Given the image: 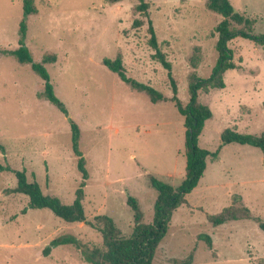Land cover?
Here are the masks:
<instances>
[{"label": "rangeland", "instance_id": "rangeland-1", "mask_svg": "<svg viewBox=\"0 0 264 264\" xmlns=\"http://www.w3.org/2000/svg\"><path fill=\"white\" fill-rule=\"evenodd\" d=\"M36 0L38 12L27 16L26 45L45 63L64 113L44 95V80L30 63L11 52L19 46L23 0H0V264H93L82 249L101 246V232L85 222H70L49 207H30L15 169L66 203L83 180L72 143L70 117L81 129L79 145L88 170L83 204L88 218L105 213L126 234L134 226L135 196L143 219L151 222L157 189L153 174L179 185L186 170V128L174 101H152L109 68L104 57L122 55L127 75L173 94L168 70L154 57L149 19L160 48L172 62L178 96L190 100V76L209 77L218 59L217 23L223 16L207 0ZM255 19L254 32L264 33V0H232ZM143 24L134 26L135 19ZM240 26L238 24H234ZM229 45L238 67L226 71V86L201 91L213 116L206 120L200 145L211 150L222 143L227 126L264 131V45L237 35ZM199 47V48H198ZM192 60L198 65L193 66ZM220 158V159H219ZM198 185L172 215L154 264H176L193 252L191 264H264V229L254 218L218 225L207 213L232 203L247 205L264 219V151L254 145L222 144ZM7 166H9L7 168ZM210 234L213 247L203 238ZM75 242L46 247L55 237ZM202 236V237H200ZM80 244L81 247L77 245Z\"/></svg>", "mask_w": 264, "mask_h": 264}, {"label": "trees", "instance_id": "trees-1", "mask_svg": "<svg viewBox=\"0 0 264 264\" xmlns=\"http://www.w3.org/2000/svg\"><path fill=\"white\" fill-rule=\"evenodd\" d=\"M116 2L118 0H108ZM208 8L220 13L223 18L217 23L215 32L219 34L216 48L218 59L209 77L200 78L196 70L190 76V100L184 104L178 96V85L172 73V62L167 54L159 46V41L151 19H149V31L151 33L150 45L155 48L153 54L168 70L171 79L173 94L166 95L161 90L150 83L140 81L127 75L122 55L119 53L115 58L104 57L103 62L119 76L128 82L134 89L146 92L152 101L170 99L175 102L180 113L184 117L186 128V170L183 181L175 186L170 182L159 179L153 174L149 175L150 182L157 189V197L154 202V217L151 222L143 219V211L138 199L130 195L128 203L134 210V226L130 234H126L117 225L114 218L108 214H96L93 219L88 218L83 204L84 186L88 177L86 161L79 140L81 129L78 122L70 117L72 129V143L75 153L78 155V166L83 173V180L76 190V197L71 203H66L57 195L45 193L39 182L28 180L25 169H15L18 183L14 187L7 188V191L24 192L29 195L30 207H49L57 215L70 222H85L98 229L103 237L101 246L95 245L90 249H82L84 258L93 264H154L157 248L167 233L173 213L182 205L188 202L187 195L196 187L207 168L209 156L217 157L222 144L239 142L250 144L261 148L264 151V131L260 133L239 131L238 129L227 126L221 132L222 143L215 150L200 145V136L203 132L206 120L213 116L211 106L200 100L201 91L209 92L214 88L226 86V71L238 67L234 59L233 48L229 42L241 35L250 38L256 43L264 45V33L254 32L255 19L237 10L232 0H207ZM24 15L19 26V46L13 49H3L4 52L15 54L21 62L30 63L32 68L44 80V95L56 104L64 113L69 110L65 102L56 94L50 73L45 65L49 60L56 58L55 54L45 56L41 61L35 60L29 47L26 45L27 36V16L38 12L36 0H23ZM138 9L147 10L148 2L140 0ZM238 24L240 26L234 25ZM143 20L135 19L134 26H140ZM199 48V47H198ZM193 66L198 65L197 60H192ZM5 167V166H4ZM0 164V168H4ZM9 166H7L8 168ZM209 220L218 225L220 223L237 220L242 218H254L259 226L264 229V219L254 216L250 208L245 204L232 203L222 208L217 213H207ZM202 237V236H200ZM208 246L213 247V239L210 234L203 236ZM75 242V238L55 237L51 240L46 252L51 246L60 243ZM79 247L80 244L77 243ZM193 252L186 258H176V264H191Z\"/></svg>", "mask_w": 264, "mask_h": 264}, {"label": "crops", "instance_id": "crops-1", "mask_svg": "<svg viewBox=\"0 0 264 264\" xmlns=\"http://www.w3.org/2000/svg\"><path fill=\"white\" fill-rule=\"evenodd\" d=\"M18 42H19V41H18ZM219 159H220V158H219ZM208 168H209V163L207 162V168H206V170H207ZM206 170H205V171H206Z\"/></svg>", "mask_w": 264, "mask_h": 264}]
</instances>
